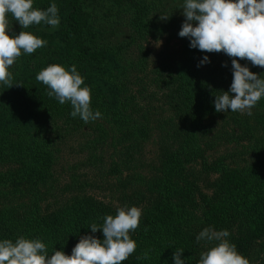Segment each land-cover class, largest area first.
Masks as SVG:
<instances>
[{"label": "trees", "instance_id": "16d2710c", "mask_svg": "<svg viewBox=\"0 0 264 264\" xmlns=\"http://www.w3.org/2000/svg\"><path fill=\"white\" fill-rule=\"evenodd\" d=\"M89 1L33 0V7L39 9H46L54 2L60 22L53 32L45 31L49 25L43 23L23 29L45 40L46 44L32 54L22 52L9 68L12 73L10 84H0V138L10 139V148L20 147L25 141L29 150L33 148L35 137H66L97 123L95 120L85 125L79 117L69 115L71 105L68 102L60 104L47 95L46 86L35 77L49 64H60L66 68L76 65L84 84L91 89L90 106L101 112L102 121L116 119L137 125L139 129L155 123V115L150 108L147 109L145 99L157 98L158 94L151 91L153 87L157 88L159 92L162 91L164 103L171 112L168 119L156 117L160 132L171 142V148L164 150L167 155L162 163L164 168L182 176L190 164L200 160L202 170L196 174L190 173L193 182L186 184L185 191L188 194L198 193L200 201L213 208L212 214L216 218L225 215L235 219L239 204L235 206L233 203L239 201L251 184L264 178V157L253 168H232L223 161L208 164L201 145L204 135L202 138L200 135V125L207 111H215L212 103L215 95L230 87L232 58L222 51L206 53L190 48L189 42L180 62L169 63L160 55L159 62L153 57L156 62L150 64L148 55L139 45L162 35V26H166L161 24V14L152 0H109L119 17L124 16L133 37L114 47L93 46L91 37H95V15L87 7ZM172 1L177 3L180 0ZM7 21L10 34H18L22 30L10 14ZM133 45L138 46V55H125ZM204 55L211 57L208 66H198ZM240 63L246 64L258 75L264 73V68L253 67L250 61L240 59ZM260 101L264 105V98ZM97 127L105 132L104 126ZM3 150L5 148L0 145V151ZM217 172L218 180L210 184L203 178ZM1 175L0 182H5L10 174ZM198 181L209 184L213 188L212 194L194 191ZM179 195V199H184L187 194L181 192ZM175 199L174 196L161 194L147 197L148 203L142 208L143 218L133 231L139 237L130 236L136 242V251L121 264H173V256L167 255L166 250L196 244L193 228L184 225V221L191 220L188 216L190 213ZM216 201L219 203L216 204ZM115 211L103 202L82 197H75L70 203L54 209L0 206V239L14 241L21 235L29 239L39 238L49 241L54 249L70 255L83 235L103 239L101 230L91 233L88 227L93 222L102 224V217L115 215ZM229 242L235 244L249 264L258 261L264 264V202L260 208L253 210L246 221L240 223L239 230L230 236ZM146 251L148 257L144 258ZM181 259L186 264H197L190 258Z\"/></svg>", "mask_w": 264, "mask_h": 264}, {"label": "rangeland", "instance_id": "374dc122", "mask_svg": "<svg viewBox=\"0 0 264 264\" xmlns=\"http://www.w3.org/2000/svg\"><path fill=\"white\" fill-rule=\"evenodd\" d=\"M152 2L160 14L168 15L165 20L159 18L161 24L166 26L161 25L164 29L162 35L150 38L139 46L148 55L150 64L156 62L153 57L159 62L160 55L169 63L180 62L189 43L188 38L178 36L184 21L180 8L182 1ZM87 7L95 15V37H91L93 46L114 47L133 37L124 16L119 17L109 0H91ZM57 28L48 26L45 31L53 32ZM138 49V46L133 45L124 54L138 55ZM205 64L208 66L209 63ZM151 91L153 94L155 91L158 96L152 99L143 98L146 106L148 105L147 109L150 108L155 115V123H149L148 127L139 129L137 125L116 119L111 122L102 121L100 117L95 125L86 127L79 133L68 134L66 137H35L33 148L29 150L25 141L17 149L10 148V139L0 138V145L5 148L0 151V173L1 176L10 174L5 182H0V206L54 209L70 203L75 197H82L97 203L103 202L114 210L124 205L142 209L148 203L147 197L170 195L189 211L191 220L184 221V225L193 228L194 237L204 227L210 226L215 230L227 229L230 235L226 239L229 240L239 230L240 223L246 221L253 210L262 206L264 178L251 184L239 197V201L233 203L235 206L239 204L235 219L225 215L216 218L212 214L213 208L203 204L198 193L188 194L184 189L187 183L193 182L190 173L196 174L202 170L200 160L190 164L182 176L175 174L174 170L164 168L162 163L167 156L164 150L171 148V142L160 132V125L156 121L168 119L171 112L164 103L162 91L159 92L154 87ZM97 125L104 126L105 132L98 129ZM200 135L201 138L204 135L201 145L208 164L214 165L223 161L232 168L257 167L258 160L264 157V105L258 101L252 108L251 116L239 112L217 113L208 110L200 125ZM203 178L210 184L218 180L219 174L212 173ZM203 182L198 181L194 191L211 195L213 188ZM181 192L187 194L184 199L177 197L181 196ZM188 196L190 197L187 200ZM142 218L143 211L140 220ZM21 224L26 225L24 222ZM130 236L139 237L133 231ZM43 242L49 254L56 250L49 241ZM195 242V245L181 248L184 250L181 258H190L197 263L200 253L216 243ZM166 251L172 257L175 249Z\"/></svg>", "mask_w": 264, "mask_h": 264}, {"label": "clouds", "instance_id": "9594fccd", "mask_svg": "<svg viewBox=\"0 0 264 264\" xmlns=\"http://www.w3.org/2000/svg\"><path fill=\"white\" fill-rule=\"evenodd\" d=\"M180 8L184 21L178 36L188 38L190 48L206 53L222 51L232 58V82L227 91L215 95L212 102L215 111L251 116L252 108L264 98V73L258 75L251 71L240 59L250 61L253 67L264 68V0H182ZM8 14L20 25L22 30L18 34H10ZM167 17L161 14L160 19ZM59 22L54 2L46 9H39L33 7V0H0V84H10L9 68L22 52L32 54L46 44L45 40L23 29L41 23L56 28ZM209 62V57L204 55L198 66ZM35 79L46 86L49 97L60 104L68 102L71 105V117H79L85 125L101 117V112L90 106L91 89L84 84L75 64L67 68L49 64ZM141 216L142 209L138 206L117 207L115 215L102 217V224L93 222L88 227L91 233L101 230L103 239L83 235L70 255L63 250L49 254L39 238L21 235L14 241L0 239V264H121L136 249L130 232L137 229ZM229 235L227 229L204 227L195 240L216 243L200 253L197 264H249L235 244L226 239ZM183 251L175 248L173 264H186L181 259ZM143 257H148L147 251Z\"/></svg>", "mask_w": 264, "mask_h": 264}]
</instances>
